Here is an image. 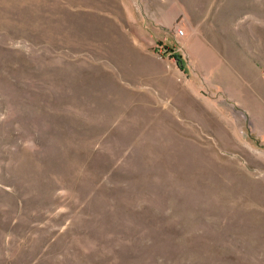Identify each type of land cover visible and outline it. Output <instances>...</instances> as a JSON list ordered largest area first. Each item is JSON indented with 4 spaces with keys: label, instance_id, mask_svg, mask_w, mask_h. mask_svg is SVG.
Listing matches in <instances>:
<instances>
[{
    "label": "rangeland",
    "instance_id": "1",
    "mask_svg": "<svg viewBox=\"0 0 264 264\" xmlns=\"http://www.w3.org/2000/svg\"><path fill=\"white\" fill-rule=\"evenodd\" d=\"M0 264H264V0H0Z\"/></svg>",
    "mask_w": 264,
    "mask_h": 264
}]
</instances>
